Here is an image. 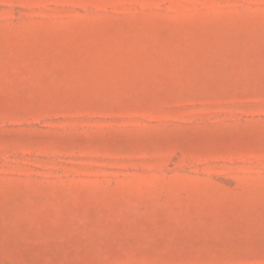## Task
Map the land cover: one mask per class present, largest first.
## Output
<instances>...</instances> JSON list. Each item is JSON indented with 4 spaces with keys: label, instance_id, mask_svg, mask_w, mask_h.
Wrapping results in <instances>:
<instances>
[{
    "label": "rangeland",
    "instance_id": "obj_1",
    "mask_svg": "<svg viewBox=\"0 0 264 264\" xmlns=\"http://www.w3.org/2000/svg\"><path fill=\"white\" fill-rule=\"evenodd\" d=\"M0 264H264V0H0Z\"/></svg>",
    "mask_w": 264,
    "mask_h": 264
}]
</instances>
